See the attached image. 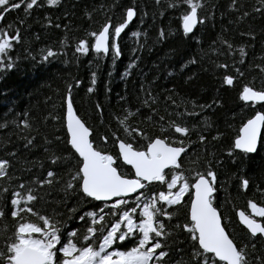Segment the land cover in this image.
<instances>
[{"label":"snow or ice","instance_id":"snow-or-ice-1","mask_svg":"<svg viewBox=\"0 0 264 264\" xmlns=\"http://www.w3.org/2000/svg\"><path fill=\"white\" fill-rule=\"evenodd\" d=\"M159 2L156 0L157 5ZM256 2L259 7L244 10V0H229L227 11L239 13L235 15L237 23L252 14L264 16V0ZM59 3L60 0H0V18L22 5L27 16L34 6L41 8L44 4L56 6ZM165 3L167 8L178 10L183 35L191 34L197 44L198 26L208 23L215 27L216 5L210 0H165ZM101 7L103 23L75 40L74 52L87 54L91 49L100 58L111 52L115 59L121 55L118 38L136 16V9L134 6L121 9L122 17L113 23L110 9L115 7V0L108 7ZM84 15L91 20L92 12L86 10ZM64 16L67 31L69 12L65 11ZM45 20L52 24L47 15ZM19 23L23 25L25 20L19 19ZM54 26L61 27L58 23ZM239 35L252 41L256 39V31L251 27ZM158 36L162 39L164 31L160 30ZM66 41V36L60 40L59 50L39 49L38 61L25 47V58L48 63L60 55ZM20 42L19 28L12 24L0 27V73L16 66L20 56L16 54L13 58L11 53ZM248 47L251 45L244 43L234 47L217 33L208 51L201 49V58L209 54L227 55L229 62L211 59L210 62L223 70L221 84L231 87L245 75L241 66L245 65ZM233 53L238 55L233 57ZM196 62L193 58L180 67L183 69L186 64ZM135 64L136 60H131L125 74ZM246 67L249 71L258 69L260 79L257 81L253 76L249 83L243 84L239 99L252 105L264 102V64L249 62ZM79 84L76 79L65 84L63 137L56 135L55 130L51 139L40 132L39 124L47 126L61 119L55 114L54 104L49 105L51 110L41 117L39 124L35 117L29 116L27 109L22 114L15 113V117L23 115V119L0 122V129L10 124L15 126L17 138L24 141L22 147L28 151L37 147L36 135H41L43 142L39 147L46 154L43 161L39 158L20 160L19 170L14 165L15 149L6 153L7 158L0 157V264H264V187L254 185L261 202L247 199L246 207L250 212L235 211L244 228L243 235L236 234L230 228L232 221L221 211L222 205L215 203L216 194L223 190L224 184H218L213 160L202 159L192 148L193 144H198L200 153L205 151L207 137L203 132L210 126L206 119L203 127L189 125L185 117L197 112L188 111V106L203 111L220 105L219 99L208 104H197L194 100L180 103L174 90H165L169 94L160 101L158 95L153 96L150 88L141 84L138 103L130 104L126 95L117 94L118 100L123 102L120 111L110 114L111 119L101 132L94 130L73 107L72 90ZM92 84H95V73ZM87 91L92 92L93 88ZM51 99L46 97L45 103ZM160 104H164V114H161ZM95 108L101 112L99 103ZM100 123L104 124L103 120ZM262 126L264 111H255L242 123L227 150L233 162L234 150L246 154L256 152ZM220 136L222 133L217 131L212 140ZM109 143L115 151L108 150ZM212 155L208 153L209 157ZM44 161L48 167L44 166ZM214 163L218 167L222 160L217 158ZM33 168L37 172H33ZM240 171L242 173L243 169ZM233 176L237 180V191L246 192L249 179L242 174L233 173ZM53 188L62 193L59 201L46 199ZM49 203L62 208L44 207ZM73 221L79 223V227L69 230L68 224ZM181 234L187 240L186 251L174 247ZM173 252L178 254V259H170Z\"/></svg>","mask_w":264,"mask_h":264},{"label":"trees","instance_id":"trees-1","mask_svg":"<svg viewBox=\"0 0 264 264\" xmlns=\"http://www.w3.org/2000/svg\"><path fill=\"white\" fill-rule=\"evenodd\" d=\"M210 2L216 5L213 21L215 27L208 23L198 26L196 36L199 37V44H197L191 34L183 35L178 10L167 8L165 0H160L159 5L156 0H115V7L110 9L113 23L122 17L121 9L125 7L134 6L137 13L118 38L121 55L115 59L111 52L103 58L98 57L91 49L87 54L74 52L75 40L83 37L86 31L95 30L99 24L103 23L104 16L101 15L103 11L101 6L108 7L113 0H60L56 6L46 4L41 8L34 6L27 16L23 11V5L17 10H10L3 18H0V27L12 24L20 29L21 42L11 53L13 58L18 54L20 59L13 69L0 73V122L5 119H23V115L17 118L15 113L22 114L27 109L29 116L35 117V122L39 124L41 117L51 110L49 105L54 104L55 114L61 119L47 126L39 124L40 132L47 134L51 139L53 130H55L56 135L63 137L62 118L65 109L62 97L65 84L72 82L73 79L80 81L79 86H74L72 90L75 111L87 120L94 130L98 129L101 132L104 131V125L109 123L110 114L120 111L123 102L118 100L117 94L126 95L130 104L138 103L141 84L146 89L150 88L153 96L158 95L160 101H163L164 96L169 94L165 90H174L175 98L180 103L194 100L197 104H208L219 99L220 105H214L203 111L194 110L189 105L188 111H196L197 115L187 116L185 119L189 125L195 124L198 127H203L204 120H207L210 127L203 132L207 137L205 151L200 153L198 144H193L192 148L202 159L213 160L218 184H224L223 190L216 194L215 203L217 206L222 205L221 211L232 221L230 228L234 229L236 234L243 235L244 228L239 224L235 211L239 209L250 212L246 207L249 198L258 203L261 202V197L258 192H255L254 185L264 187V126L255 154L234 150L235 160L233 162L227 155V150L232 146L242 123L254 115L255 111H264V106H262L264 104L252 105L239 99L243 84L249 83L253 76L257 77V81L260 79L258 69L253 68L249 71L246 66L249 62L264 64V59H261L264 56V16L252 14L237 23L235 15L239 13L227 11L229 0H210ZM244 2L246 5L244 10H250L252 6L259 7L256 0H244ZM86 10L92 12L91 20L84 15ZM65 11L69 12L67 31L64 29ZM221 13L225 15L221 16ZM46 15L51 19L52 24H47ZM19 19H24L25 23L21 25ZM229 20L232 21L231 24L228 23ZM57 23L60 24V28L54 26ZM249 27L256 31L255 41L239 35ZM224 28L227 29L226 32L222 31ZM160 30L164 31L162 39L158 36ZM133 32L139 35L133 36ZM217 33H221L222 37L229 40L234 47L241 43L251 45L246 48L245 65L241 66V71H244L245 75L234 81L231 87L221 84L220 78L224 72L215 68L210 62V59L217 62H229L227 55L209 54L201 58L203 55L201 49L207 52L212 41L217 39ZM65 36L67 41L63 51L50 62L38 63L25 58L27 56L24 51L25 47L37 57L38 61L39 49L52 47L54 50H59L60 40ZM133 49H136V52H133ZM236 55L238 53H233V57ZM193 58L197 61L195 64L188 63L181 69L182 64ZM65 60L68 63L65 64ZM131 60H136V64L125 74V69ZM93 73H95V84H92ZM255 86L260 87V84L255 83ZM89 87L93 88L92 92L87 91ZM46 97L52 98L47 104L45 103ZM97 103L101 105V112H97L95 108ZM163 108L164 104H160L161 114H164ZM9 109L12 111L9 112ZM101 120L104 124L100 123ZM111 126L115 129L114 121L111 122ZM17 131L11 124L5 129H0V157L7 158L6 153L15 149L14 165L17 170L20 168V160L39 158L43 161L46 154L39 147L43 142L41 135H36L37 147L28 151L22 147L24 141L17 138ZM217 131L221 132L222 136L217 140H212V136ZM23 135L24 133H20V136ZM192 139H196L195 135ZM5 140L9 143L4 144ZM108 150L115 151L111 143L108 145ZM209 152L213 154L211 157L208 156ZM217 158L222 160L218 167L214 163ZM44 166L48 167L47 161H44ZM241 169H243L242 173ZM33 172H37V169L33 168ZM233 173L242 174L249 179L250 184L246 192L237 191V180ZM61 196L62 193L53 188L46 199L59 201ZM185 198L187 199V196ZM44 207L49 209L57 207V210L62 208L54 203H49ZM73 227H79V223L73 221L68 224L69 230ZM178 240L179 243L174 247H182L186 251L185 237L181 234ZM178 258V254L170 253L171 260Z\"/></svg>","mask_w":264,"mask_h":264},{"label":"bare ground","instance_id":"bare-ground-1","mask_svg":"<svg viewBox=\"0 0 264 264\" xmlns=\"http://www.w3.org/2000/svg\"><path fill=\"white\" fill-rule=\"evenodd\" d=\"M246 103H249V104H252L251 102H246ZM256 104H259V105H262L263 103H259V102H257ZM263 129V128H262ZM258 145H259V140H258V143H257V149H258ZM257 151V150H256ZM253 154H255V153H253ZM237 219H238V217H237ZM238 222H239V220H238ZM242 226V225H241Z\"/></svg>","mask_w":264,"mask_h":264},{"label":"water","instance_id":"water-1","mask_svg":"<svg viewBox=\"0 0 264 264\" xmlns=\"http://www.w3.org/2000/svg\"><path fill=\"white\" fill-rule=\"evenodd\" d=\"M259 103H263L264 104V102H259ZM260 111V110H259ZM262 128H263V126L261 127V131H260V134H259V136H258V140L260 139V136H261V132H262ZM238 151H240V150H238ZM241 152V151H240ZM250 154H253V153H250Z\"/></svg>","mask_w":264,"mask_h":264}]
</instances>
